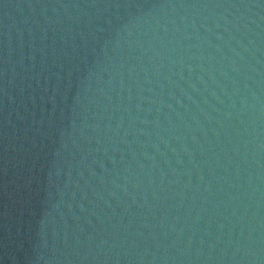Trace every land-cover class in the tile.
Returning a JSON list of instances; mask_svg holds the SVG:
<instances>
[{"label": "water", "instance_id": "water-1", "mask_svg": "<svg viewBox=\"0 0 264 264\" xmlns=\"http://www.w3.org/2000/svg\"><path fill=\"white\" fill-rule=\"evenodd\" d=\"M0 264H264V0H0Z\"/></svg>", "mask_w": 264, "mask_h": 264}]
</instances>
